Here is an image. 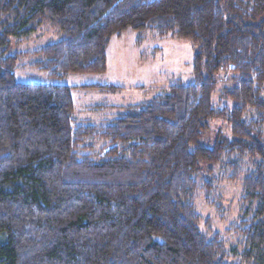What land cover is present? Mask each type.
Returning a JSON list of instances; mask_svg holds the SVG:
<instances>
[{
    "label": "trees",
    "instance_id": "trees-1",
    "mask_svg": "<svg viewBox=\"0 0 264 264\" xmlns=\"http://www.w3.org/2000/svg\"><path fill=\"white\" fill-rule=\"evenodd\" d=\"M47 23L61 40L25 56L53 79L104 74L131 29L192 43L193 82L80 121L71 88L20 83L7 56ZM263 89L264 0H0V264H264ZM218 119L233 137L207 146ZM245 154L242 251H228L195 197L203 172L226 158L235 180Z\"/></svg>",
    "mask_w": 264,
    "mask_h": 264
},
{
    "label": "rangeland",
    "instance_id": "rangeland-1",
    "mask_svg": "<svg viewBox=\"0 0 264 264\" xmlns=\"http://www.w3.org/2000/svg\"><path fill=\"white\" fill-rule=\"evenodd\" d=\"M137 35L136 31L130 29L121 38L114 37L109 49L110 61L107 58V71L99 75L53 79L47 72L30 65L26 54L61 40L58 28L48 23L24 40L12 39L7 56H20L19 67L14 72L18 82L71 88L77 119L98 124L102 120L115 118L118 111H121L120 107L139 104L167 92L169 86L179 80L187 85L193 82L195 47L192 43L170 36L159 37L149 31L144 42L139 44ZM93 84L100 87L91 86ZM226 85L219 83L216 91L219 92ZM262 96L264 98V89ZM213 101L215 104L233 105L230 98L220 94H215ZM254 115L255 111L250 110L245 118ZM219 136L228 140L233 137L226 120L211 121L210 130L204 134L202 143L212 146ZM235 160L242 166L235 180L232 179L233 171L228 168L226 158L214 167L212 175L203 172L204 177L208 175L211 189L209 192L198 191L195 204L203 219L201 230L206 232L211 229L219 233L228 251L239 245L241 252L242 244L239 241L242 234L237 227L242 214V181L246 173L253 169V163L249 154L234 155L229 161ZM228 260L231 262L237 259Z\"/></svg>",
    "mask_w": 264,
    "mask_h": 264
},
{
    "label": "crops",
    "instance_id": "crops-1",
    "mask_svg": "<svg viewBox=\"0 0 264 264\" xmlns=\"http://www.w3.org/2000/svg\"><path fill=\"white\" fill-rule=\"evenodd\" d=\"M122 36V35H121ZM121 36H119L118 38H121ZM113 40H114V38L111 40V43H110V45H109V48H108V50H107V58H108V61H110V59H109V49H110V46L112 45V42H113ZM74 76V75H73ZM91 86H97V87H100V86H98V84H93V85H91ZM104 91V90H103ZM106 93H107V91H105ZM77 113V112H76Z\"/></svg>",
    "mask_w": 264,
    "mask_h": 264
}]
</instances>
